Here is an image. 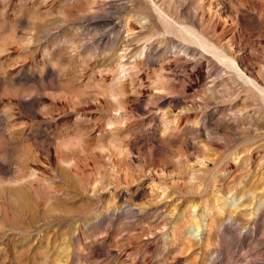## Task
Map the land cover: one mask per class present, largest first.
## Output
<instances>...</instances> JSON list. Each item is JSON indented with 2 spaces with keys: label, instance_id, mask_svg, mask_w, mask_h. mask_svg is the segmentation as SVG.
<instances>
[{
  "label": "rangeland",
  "instance_id": "374dc122",
  "mask_svg": "<svg viewBox=\"0 0 264 264\" xmlns=\"http://www.w3.org/2000/svg\"><path fill=\"white\" fill-rule=\"evenodd\" d=\"M263 92L264 0H0V264H264Z\"/></svg>",
  "mask_w": 264,
  "mask_h": 264
},
{
  "label": "bare ground",
  "instance_id": "6f19581e",
  "mask_svg": "<svg viewBox=\"0 0 264 264\" xmlns=\"http://www.w3.org/2000/svg\"><path fill=\"white\" fill-rule=\"evenodd\" d=\"M156 5H157V3H156ZM156 7V6H155ZM157 8H158V6H157ZM158 11V10H157ZM160 11V10H159ZM160 13L162 14L163 12H162V10L160 11ZM159 15V17H160V14H158ZM162 17V16H161ZM164 17H165V15H164ZM166 17H168V16H166ZM166 19V18H165ZM168 19V18H167ZM171 20V19H170ZM170 20H169V22L168 21H166V22H168V23H170ZM164 24H165V22H164ZM171 24V23H170ZM167 25L168 24H165V26H166V28H167ZM174 25V24H173ZM171 26V25H170ZM168 28H169V25H168ZM167 28V29H168ZM197 36H195V38H196ZM201 37V36H200ZM199 39V38H198ZM204 40V39H203ZM199 41V40H198ZM199 43V42H198ZM205 43H207V42H204V47H206L205 46ZM201 45V44H200ZM203 46V45H202ZM221 57V56H220ZM224 59V58H223ZM234 66V69L236 68L237 69V66L234 64V63H232V67ZM239 66V65H238ZM239 68V67H238ZM237 70H239V69H237ZM240 73V72H239ZM249 80V79H248ZM252 82V81H251ZM256 83V82H255ZM258 84V83H257ZM255 85V84H254ZM259 85V84H258ZM264 93V92H263Z\"/></svg>",
  "mask_w": 264,
  "mask_h": 264
}]
</instances>
